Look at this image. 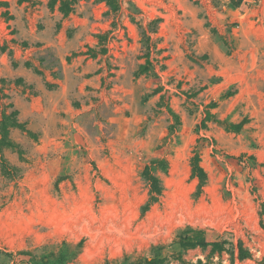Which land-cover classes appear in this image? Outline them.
Returning <instances> with one entry per match:
<instances>
[{"label":"rangeland","instance_id":"1","mask_svg":"<svg viewBox=\"0 0 264 264\" xmlns=\"http://www.w3.org/2000/svg\"><path fill=\"white\" fill-rule=\"evenodd\" d=\"M117 1L0 0V264H264V0Z\"/></svg>","mask_w":264,"mask_h":264},{"label":"trees","instance_id":"2","mask_svg":"<svg viewBox=\"0 0 264 264\" xmlns=\"http://www.w3.org/2000/svg\"><path fill=\"white\" fill-rule=\"evenodd\" d=\"M106 3L112 9H116L118 5L117 0H105ZM70 7L65 6L62 8L64 14H67L70 11ZM234 126H231L233 128ZM191 170L192 173L197 176L200 182L204 178V172L202 167L199 164V157L195 154L191 158ZM145 178L149 184V198L147 205L149 206L152 202H155L161 192V187L159 181L150 173V170L147 167V170L144 172ZM179 245L184 248H195L200 247H210L211 253H220L224 250V241L219 239V236L211 229H197V228H188L185 230L178 241ZM157 250H161L163 246L156 247ZM238 255L239 258L243 259L249 256V252L244 248L241 243L238 245ZM180 258V256H178ZM162 258L160 256H155L153 259H141L138 260L135 264H158Z\"/></svg>","mask_w":264,"mask_h":264}]
</instances>
